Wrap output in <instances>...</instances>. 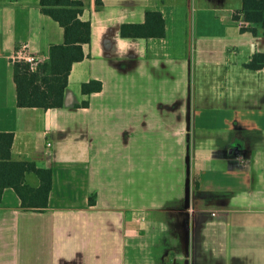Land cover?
Masks as SVG:
<instances>
[{"label": "crops", "instance_id": "obj_1", "mask_svg": "<svg viewBox=\"0 0 264 264\" xmlns=\"http://www.w3.org/2000/svg\"><path fill=\"white\" fill-rule=\"evenodd\" d=\"M83 1L91 40L83 44L84 58L72 64L65 104L44 108L17 104L12 59L23 45L48 59L64 28L42 12L40 0H0V131L14 134L12 159L52 170L42 209L22 206L12 187L4 189L0 264H185L187 187L195 202L189 264H264V187L257 186L264 111L253 102L200 106L189 94L170 113L159 102L157 118L137 126L132 93L125 90L132 70L142 67L132 46L149 45L153 37L123 36L121 25L143 22L148 9H158L167 36L164 7L175 0ZM219 8L231 20L233 8L212 7ZM255 28L259 36L246 34L254 58L264 55L262 27ZM93 79L102 88L84 93L82 84ZM161 136L158 147L153 141ZM234 141L241 147L237 156L227 150ZM139 143L144 155H136ZM149 157L158 159L156 167ZM28 178L39 184L35 174Z\"/></svg>", "mask_w": 264, "mask_h": 264}, {"label": "rangeland", "instance_id": "obj_2", "mask_svg": "<svg viewBox=\"0 0 264 264\" xmlns=\"http://www.w3.org/2000/svg\"><path fill=\"white\" fill-rule=\"evenodd\" d=\"M179 1L164 7L168 16L165 38L153 37L149 45L142 40L132 46L142 67L132 70V80L125 90L132 93L136 125L151 115L157 118L159 102L170 113L189 94L192 102L200 106L245 108L246 102H253L260 106L255 110L264 111L260 102L264 98V67L256 70L261 59L250 56L247 32L228 19L227 9H212L217 5L229 7L231 3L238 6L240 0ZM204 39L211 41L205 46ZM146 61L158 63L148 69L144 67ZM153 142L160 147L164 137ZM144 147L139 143L136 155H144ZM149 160L154 167L159 163L158 159ZM260 166L257 186L264 187V162Z\"/></svg>", "mask_w": 264, "mask_h": 264}, {"label": "trees", "instance_id": "obj_3", "mask_svg": "<svg viewBox=\"0 0 264 264\" xmlns=\"http://www.w3.org/2000/svg\"><path fill=\"white\" fill-rule=\"evenodd\" d=\"M100 3L101 0H97V4ZM84 6L83 0H40L42 12L63 26L64 40L51 44L48 59L38 60L34 64L23 59H12L19 106L48 108L65 104V91L72 64L84 58L83 44L90 42L92 37L91 21L81 18ZM241 10L244 12V20L254 24L246 26L247 28L255 33V24H259L264 29V0H242ZM121 33L132 37H164V14L158 9H148L143 22L123 23ZM256 58L261 59V65L264 64V55ZM101 88L100 80L93 79L82 84L84 93ZM13 140V132L0 131V201L4 189L12 187L21 198L22 206L42 209L48 206L52 170L39 167L32 160L12 159ZM30 173L39 178L38 185L31 184L28 178ZM91 199L93 201V196Z\"/></svg>", "mask_w": 264, "mask_h": 264}, {"label": "flooded vegetation", "instance_id": "obj_4", "mask_svg": "<svg viewBox=\"0 0 264 264\" xmlns=\"http://www.w3.org/2000/svg\"><path fill=\"white\" fill-rule=\"evenodd\" d=\"M231 6V8H233L232 9V19L235 21V23H236V25H237V27L238 28H240V30L241 31H243V32H247L246 34L247 35H251V36H259L257 33V31H255V33L252 31V30H250L249 28H247L248 27V25L249 26H253L254 24L253 23H250V22H248V21H246V20H244V18H243V11L241 10V8L240 7H238V6H235V5H233V3H232V5H230ZM241 20H243V22H241ZM247 26V27H246ZM243 27H245L246 29L245 30H243L242 28ZM261 36H264V29L262 28V30H261ZM257 48H258V42H257V40L256 39H254L252 42H251V50L254 52V54L255 53H257ZM237 142V141H236ZM237 143H235V141H234V143H232L231 145H230V147H228V152L229 153H232V154H234V153H236L237 151H239V152H241V147H240V145H236ZM232 149V150H231ZM192 201H193V205L195 206V202H194V199L192 198ZM194 206L191 208V210L194 208ZM214 214V213H213Z\"/></svg>", "mask_w": 264, "mask_h": 264}, {"label": "water", "instance_id": "obj_5", "mask_svg": "<svg viewBox=\"0 0 264 264\" xmlns=\"http://www.w3.org/2000/svg\"><path fill=\"white\" fill-rule=\"evenodd\" d=\"M239 154H240V152L237 151L236 153L233 154V156H237ZM186 191H187V198H186L185 211L183 212V220H184V229H185L184 237H185V243H186V256H187L185 264H189V258L188 257H189L190 229H191V223H190L191 217H190V215H191V208L194 205H193V201L191 199V196L189 194L190 188L187 187Z\"/></svg>", "mask_w": 264, "mask_h": 264}, {"label": "built area", "instance_id": "obj_6", "mask_svg": "<svg viewBox=\"0 0 264 264\" xmlns=\"http://www.w3.org/2000/svg\"><path fill=\"white\" fill-rule=\"evenodd\" d=\"M14 58L20 59V60L23 59V60L29 61L32 64L36 63L38 60H41V58L37 54L30 52L27 49L26 45L20 46L16 50L14 54ZM213 213L215 214V212Z\"/></svg>", "mask_w": 264, "mask_h": 264}]
</instances>
